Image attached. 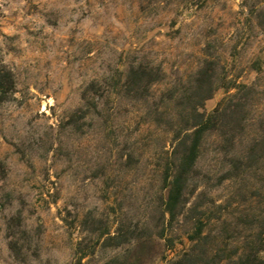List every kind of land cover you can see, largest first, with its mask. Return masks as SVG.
Segmentation results:
<instances>
[{
  "label": "rangeland",
  "instance_id": "374dc122",
  "mask_svg": "<svg viewBox=\"0 0 264 264\" xmlns=\"http://www.w3.org/2000/svg\"><path fill=\"white\" fill-rule=\"evenodd\" d=\"M261 9L264 0H0V65L16 78L0 103V264H78L84 216L112 222L119 201L127 211L134 198L158 195L147 156L138 165L129 158L136 138L150 153L142 137L154 127L132 108L118 112L110 103L103 112V77L141 60L185 83L207 56L218 73L204 103L210 111L234 91L221 85L252 82L258 63L264 86ZM162 89L155 87L156 101ZM207 190L224 199L230 187ZM259 205L238 211L263 212ZM186 245L183 238L167 257ZM127 247L135 264H163L158 238L94 259L101 264Z\"/></svg>",
  "mask_w": 264,
  "mask_h": 264
},
{
  "label": "trees",
  "instance_id": "16d2710c",
  "mask_svg": "<svg viewBox=\"0 0 264 264\" xmlns=\"http://www.w3.org/2000/svg\"><path fill=\"white\" fill-rule=\"evenodd\" d=\"M216 64L206 56L185 83L182 78L169 81L164 69L141 60H128L122 69L103 77V112L108 113L110 103L118 112L132 108L154 127L142 137L150 153L140 150L136 138L129 158L138 165L147 156L150 178H157L160 187L156 197L128 202L127 211L119 201L112 222L94 212L84 216L80 231L86 236L74 249L78 264H99L94 259L97 252L151 238L163 241V264H264V209L238 211L247 202L258 207L260 202L264 208L263 67H254L257 76L248 84L221 85L234 91L206 111L204 103L217 88ZM159 85L163 89L156 101L154 89ZM15 90L13 70L0 65V103ZM224 185L230 187L224 199L207 190ZM183 238L187 245L167 257L166 251ZM123 251L101 264H135L128 247Z\"/></svg>",
  "mask_w": 264,
  "mask_h": 264
}]
</instances>
